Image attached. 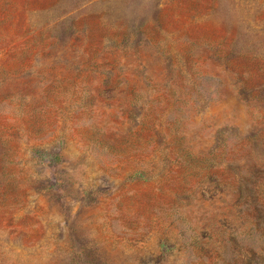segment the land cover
Here are the masks:
<instances>
[{
  "label": "rangeland",
  "instance_id": "obj_1",
  "mask_svg": "<svg viewBox=\"0 0 264 264\" xmlns=\"http://www.w3.org/2000/svg\"><path fill=\"white\" fill-rule=\"evenodd\" d=\"M263 86L264 0H0V264H264Z\"/></svg>",
  "mask_w": 264,
  "mask_h": 264
},
{
  "label": "trees",
  "instance_id": "obj_2",
  "mask_svg": "<svg viewBox=\"0 0 264 264\" xmlns=\"http://www.w3.org/2000/svg\"><path fill=\"white\" fill-rule=\"evenodd\" d=\"M264 87V86H263ZM263 87L261 88V89H263ZM30 133V132H29ZM242 235H243V233H242Z\"/></svg>",
  "mask_w": 264,
  "mask_h": 264
}]
</instances>
